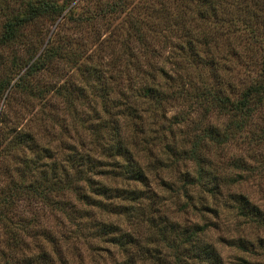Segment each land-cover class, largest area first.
<instances>
[{
	"label": "trees",
	"instance_id": "trees-1",
	"mask_svg": "<svg viewBox=\"0 0 264 264\" xmlns=\"http://www.w3.org/2000/svg\"><path fill=\"white\" fill-rule=\"evenodd\" d=\"M0 18V50L7 51L0 55V97L6 100L15 93L27 104L46 105L51 95L63 105L71 124L83 126L87 134V142L67 148L60 162L43 146L42 153L36 152L42 158L23 154L20 167L0 161V175L7 177L0 190V264H54L50 250L56 252L59 246L51 229L35 214L25 217L18 206L21 200H34L62 212L66 204L54 201V196L64 191L73 196L67 203L70 238L105 240L117 251L106 253L108 257L120 256L108 264H223L207 240L208 231L222 225L217 215L223 209L239 221L236 228L264 227L262 210L228 189L252 169L233 152L225 157L228 146L237 144L238 135L264 109V61L259 70L246 73L247 83L229 80L230 61L264 45V33L258 32L264 24V0H0ZM45 22L54 26L43 42L33 29ZM65 24L79 32H96L94 48L89 51L85 41L58 34L57 27ZM166 33L174 38L167 52L173 69L156 65L153 58L160 53L149 41H165ZM114 68L117 74H133L117 81L116 101L110 98L116 84L111 79L118 77ZM71 70L81 84L62 74ZM194 70L207 71L208 79L199 76L193 83L186 73ZM44 75L56 82L44 80ZM86 90L99 99L102 119L86 114L84 108L93 111L95 102L86 100ZM178 99L224 116L225 124L203 126L193 120L186 126L188 119L181 113L166 117L165 105ZM8 126L1 127L6 132L0 133V159L12 149L36 145L28 129ZM181 127L191 132L179 142ZM67 132V127L60 128V133ZM255 137L249 138L263 139L264 128L258 127ZM10 171L17 178L37 172V182L17 183ZM168 172L173 180L164 177ZM151 183L180 196L182 209L209 212L216 222L166 218L159 213L160 199ZM197 189L206 193L211 205L200 200L202 194L194 196ZM112 215L122 216L126 229L111 221ZM219 240L239 250L252 244L241 235ZM73 249L72 259H62L61 264H89L75 245Z\"/></svg>",
	"mask_w": 264,
	"mask_h": 264
},
{
	"label": "rangeland",
	"instance_id": "rangeland-1",
	"mask_svg": "<svg viewBox=\"0 0 264 264\" xmlns=\"http://www.w3.org/2000/svg\"><path fill=\"white\" fill-rule=\"evenodd\" d=\"M0 18V24H1ZM36 27L33 29L34 34H39L40 41H45L47 36L51 33L54 25H51L47 22L42 24H36ZM57 32L60 35L69 36L73 38V40L77 41H85L86 48L90 51L94 48L95 43H93V34L96 32H92V30H86L79 32L72 27H68L65 25H60L57 27ZM99 31L103 33L100 28ZM258 32L264 33V24L260 26ZM165 41H162L161 38H157L155 40H149L150 46H154L155 49L160 53V57L153 58V61L156 62L157 66L166 67V69H173L171 66V62L168 59V45L174 40L173 35L170 33H166ZM166 45V46H164ZM240 50V49H239ZM252 52H244L240 53L242 56L240 59L231 60V72L229 74V80L237 81L240 80L242 83H247L248 80L246 78V73L253 74V71L259 70V65L262 61H264V45L259 46V48L254 47ZM7 51L0 50V55L5 56ZM105 53V52H104ZM104 63H109L110 58L108 55H103ZM146 57L149 55L146 54ZM3 59L5 57H2ZM5 60V59H4ZM145 61L143 58L141 59V63ZM6 63V60L4 61ZM143 70L145 69V65H141ZM114 73L118 77H114L111 79L114 83L111 87L110 98L114 101L119 100V95L117 91L115 92V88L117 87V81L120 79H125L129 75H133L130 71H123L122 74L115 71ZM62 74L69 78L70 81H73L75 84L81 81V77L75 73L74 71H62ZM190 74L191 80L193 83L199 80V76L208 79L207 71L197 72L196 70L186 73ZM198 75V77H197ZM185 76V75H183ZM44 80L50 81L51 83L56 82L55 78H51L50 76L47 78L44 75ZM110 82V83H111ZM188 88V87H185ZM184 88V89H185ZM119 89V88H118ZM189 92L191 90L189 88ZM131 91L126 92V95H129ZM86 100L95 99L93 104V111H89L88 108H84L81 106L78 109L80 113H85L91 117L96 114L100 119L104 117L103 112L100 110V101L93 95H91L86 90ZM192 100H183L178 99L175 102L165 105L164 109L166 117H169L173 114H180L187 118L183 123L184 125H189V123L193 120L199 122L200 125L205 126V123L216 124L219 127H222L226 118L224 116H215L213 112H205L202 110V107L194 108L191 103ZM47 104H43V102L32 101L31 104H27L25 101L22 102V98H19L15 93H10L9 97L4 100V98L0 97V133L2 134L4 129L1 127L3 124L9 125L8 127H22L23 129H28L30 134H32L35 138L36 145H32L33 147L29 148H17L12 149L11 154L3 155L0 159L1 162H7L11 167H20L19 161L22 159V155L40 157V154H36V152L42 153L40 151V147L43 146L48 148L50 151H53V156L57 162L62 161L63 153L67 152V148L73 146L74 149L80 147L79 142L85 141L87 139V134L83 130V126L76 125V123L71 124V117L67 113V111L63 108V105L58 101H56L51 95L47 96L45 100ZM44 102V103H45ZM27 105L25 108L24 106ZM138 105V104H137ZM54 106H56L54 108ZM139 109H146L147 105H138ZM149 108V107H148ZM140 114L141 111H136ZM3 115V117H2ZM259 116V117H258ZM258 116L254 119L253 124L250 128H247L246 131L240 133L236 139V145L230 144L227 148L225 157L229 155V153H234L235 155L241 156V158L245 161L247 165L252 169L249 172H243L241 175L243 176V181H240L235 186L228 187L230 191L240 192L245 195L247 199L258 206L259 209L262 210L264 214V138L254 140L249 138L251 136L255 137V133L258 132V127L264 128V109H262ZM85 117V116H84ZM85 119V118H83ZM159 120V119H158ZM101 120H98V122ZM157 121V120H155ZM67 127V133H60L61 127ZM74 127V128H73ZM2 129V130H1ZM181 131L177 133V140L181 142L182 140H186L189 136L191 130L188 127H181ZM74 130H77L76 132ZM178 131V130H176ZM252 132V134H250ZM256 138V137H255ZM77 148V149H78ZM56 151V152H55ZM62 153V155H60ZM43 156H41L42 158ZM63 163V162H62ZM10 175L12 177L10 179H14L17 183L23 184H32L33 186L37 182L38 174L37 172H25L21 178H17L12 171H10ZM169 177L170 180L174 179L172 172H168L164 174V177ZM7 184V177L0 175V190L4 188ZM150 188L154 190L160 199L158 208L159 213L166 216V218L171 220H176L179 223L184 222H196L199 221L200 217H203L207 221L216 222L213 216L209 212H200L199 209L186 208L182 209V205L184 204L183 199L175 194L169 193V190L161 188L154 183H151ZM197 194H202L200 200L202 202H206L210 204L211 201L207 199L206 193L201 192V190L197 189L194 192V196ZM73 196L69 191H64L61 195L54 196V201L58 200L59 202H64L66 206L63 208L62 212L57 209L49 207H43L36 201L32 200L31 202H24L26 200H21L20 205L18 206V211H20L25 217H30L35 214L37 220H39L44 226L49 228L55 240L57 241V245L59 246L58 250L52 251L50 250V254L54 264H61L62 259L71 260L72 255L74 253L73 245H75L76 249L82 253L89 264L92 263V260L96 262L102 261L106 264L110 263L113 259H119V253L115 258L108 257L106 253H117L116 249L108 244L105 240L101 238H91L87 237L85 240H77L74 241L70 238V227L68 223L67 217V203L72 202ZM195 198L193 197V201ZM213 202V201H212ZM144 203V202H143ZM211 205V204H210ZM194 207H199L198 204H195ZM39 213H43L40 215ZM202 213V214H201ZM203 215V216H200ZM218 224L222 223L218 229H210L207 233V240H209L217 252L220 255L221 262L223 264H239L238 258L244 259V263L242 264H264V227L256 226L254 224L243 225V227L236 228L234 226L235 223L239 222L232 219V216L229 212L223 209L222 213H218L217 215ZM110 220L119 224L122 229H126L125 222L123 221L122 216H113L110 217ZM243 236L244 238L251 241V246L248 250H239L233 246H228L224 242H221L219 238L226 239L228 237H236ZM69 238H66V237ZM68 258V259H67ZM99 264L101 262H98Z\"/></svg>",
	"mask_w": 264,
	"mask_h": 264
}]
</instances>
